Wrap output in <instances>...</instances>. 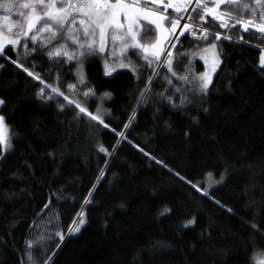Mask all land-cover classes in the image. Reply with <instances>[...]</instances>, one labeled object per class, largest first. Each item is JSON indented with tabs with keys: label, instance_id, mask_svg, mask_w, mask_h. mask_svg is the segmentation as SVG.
Listing matches in <instances>:
<instances>
[{
	"label": "trees",
	"instance_id": "16d2710c",
	"mask_svg": "<svg viewBox=\"0 0 264 264\" xmlns=\"http://www.w3.org/2000/svg\"><path fill=\"white\" fill-rule=\"evenodd\" d=\"M228 34L234 39L219 48L222 63L214 86L193 105L172 108L158 101L168 87L166 69H156L162 75L142 102L139 94L151 73L134 55L130 58L139 65L143 83L129 69L105 76L103 57L88 62L96 96L87 106L93 112L99 107L102 115L111 110L106 120L120 121L111 123L117 132L136 113L127 140L119 145L110 130L87 117L76 119L74 109L61 112L62 97L39 99L43 84L8 59H18L16 48L0 57V98L6 102L0 114L12 133V147L0 159V264H27L25 241L35 240L49 218L58 226L63 219L66 232L69 215L80 210L90 191L94 196L81 231L68 236L59 250L58 240L46 242L45 254L56 252L54 264H254L253 253L264 250V70L258 63L264 43L242 30ZM153 37L149 32L144 42ZM181 41L179 51L189 56L174 66L180 76L193 60L191 53L206 47L190 37ZM196 57L193 72L203 68ZM35 63L40 67L25 66L54 87L57 73L61 90L65 82H75V67L47 57ZM174 87L188 94L182 82L174 81ZM106 92L112 98L101 100ZM101 146L117 150L109 157L99 152ZM208 173L224 174L225 180L204 196L196 184ZM49 198L52 207L42 213ZM69 205L72 213L65 212ZM192 218L195 224L185 227Z\"/></svg>",
	"mask_w": 264,
	"mask_h": 264
},
{
	"label": "snow or ice",
	"instance_id": "6c2138e0",
	"mask_svg": "<svg viewBox=\"0 0 264 264\" xmlns=\"http://www.w3.org/2000/svg\"><path fill=\"white\" fill-rule=\"evenodd\" d=\"M169 9H172L174 14L170 13ZM0 11L6 13L0 15V57H3L7 50L16 48L18 59L12 60L11 57L8 59L29 77H34L43 84L36 94L39 99L47 103L62 97L66 103L59 105L61 112L74 109L76 119L87 117L97 126L110 130L118 137L117 145L127 140V130L135 121L136 113L133 112L128 117V122L123 124V130L117 132L116 128L111 127V123L120 121L112 119L110 123L106 120V117H112L111 110H106L102 115L99 107L93 112L87 106L91 98L96 96L86 71V65L92 58L104 57L105 76H111L116 71L110 67L109 61L118 60L119 68L131 70L141 83L143 77L139 65L130 57L134 55L142 61L143 71L151 73L145 89L139 94L143 98L142 102L147 101L152 85L162 75V71L156 69H166L168 75L164 76V80L168 87L158 94V101L178 108L193 105L197 99H203L208 95L210 88L214 86L213 74L222 63L219 48L224 41L234 39L228 33L242 30L249 38H256L264 43V0H0ZM13 15L17 18L15 21ZM149 32H153L154 37L145 43V37ZM189 37L197 45L200 43L206 45L191 55L193 60L199 56L209 66V70L194 73L193 60H190L186 74L180 76L174 70V66L188 58L189 53L180 52L179 49L183 47L181 38ZM239 40L245 42L244 36L240 35ZM45 57L49 61H58L59 66L67 64L70 68L75 67L76 71L72 73L75 82H65L64 90H61V73H57L55 78L57 86L54 87L25 66L27 63L32 68L40 67L35 61ZM258 63L264 70V51H261ZM3 67L0 65V69ZM64 79L67 80V75ZM174 81L187 86L188 94L185 95L181 88L174 87ZM66 92L76 95L78 99H71ZM111 98L112 94L106 92L100 99ZM177 98L180 101L179 105L175 102ZM5 103L4 99H0V106ZM136 147L139 148L138 145ZM10 149L9 125L7 118L0 114V159H5ZM116 150V146L112 150L99 147V152L109 157H112ZM139 151L144 153L143 148H139ZM144 154L150 156L148 153ZM150 158L166 167L162 161H156L155 157ZM175 175L183 179L179 173ZM207 175L211 177L212 173ZM197 191H202L204 196L209 195L201 188H197ZM93 196L94 191H90L80 210L76 211L74 216L69 215L71 224L66 232L63 230L65 223L63 219L58 226L54 219L49 218L35 240L25 241L27 264H54L56 252L46 255V242L58 240L56 249L59 250L68 236L79 233L88 222L86 210ZM51 207L52 198H49L41 210L42 213H46ZM73 211V205L65 209L67 213ZM227 211L232 212L231 209ZM195 222V218H192L186 221L184 226L194 225ZM58 227L59 230H56ZM249 227L259 231L255 224ZM252 259L254 264H264V250L254 252Z\"/></svg>",
	"mask_w": 264,
	"mask_h": 264
},
{
	"label": "rangeland",
	"instance_id": "374dc122",
	"mask_svg": "<svg viewBox=\"0 0 264 264\" xmlns=\"http://www.w3.org/2000/svg\"><path fill=\"white\" fill-rule=\"evenodd\" d=\"M170 10L171 9H169V12L172 13ZM5 14L6 13H4L3 11H0V15H5ZM16 19L17 18L13 15V21H15ZM117 51H118V49H117ZM219 58L222 61L221 56H220V53H219ZM196 59L200 60L203 63V68L200 69V70H198V69L197 70H194V73L199 74V73H203V72H206V71L209 70V66L206 65L204 63V61L202 59H200L199 56H197ZM103 60H104V57H103ZM118 64H119V62H116L115 64H111L110 63V67L111 68H115L116 71L117 70H120L121 68H119ZM218 69H217V71H218ZM217 71H216V73H217ZM113 73H115V72H113ZM216 73L213 74V80H214V78L216 76ZM9 137H10L11 147H12V133H11L10 126H9ZM224 180H225V175L224 174L221 175V176H216V175L212 174L211 177H209L208 175H206L205 178H204V180L202 182L197 183L196 186H197V188H201L202 190L207 191L209 193L212 188H214L215 186L220 185Z\"/></svg>",
	"mask_w": 264,
	"mask_h": 264
}]
</instances>
